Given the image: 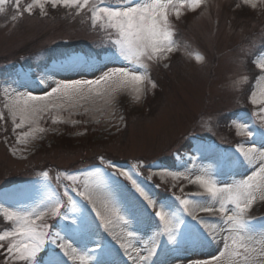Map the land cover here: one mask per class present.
Instances as JSON below:
<instances>
[{"label":"rangeland","instance_id":"374dc122","mask_svg":"<svg viewBox=\"0 0 264 264\" xmlns=\"http://www.w3.org/2000/svg\"><path fill=\"white\" fill-rule=\"evenodd\" d=\"M32 2L33 0H20L22 16L15 9L16 0H7L3 5L4 11L0 12V79L13 80V85L0 91V113L3 114V119L0 120V204L8 203L11 207L25 205L27 208L28 202H35L37 192L43 191L46 184L50 183L59 193L56 179L58 173L95 170L97 166L93 163L101 164V157L122 169H130L139 163L140 167L136 168L139 176L136 178L149 189L155 199L157 189V193L163 196L171 193L170 198L159 194L156 199L158 203L173 201L175 196L185 198L189 193L202 191L197 185L190 184L183 178L187 170L190 171L187 175H192L205 169L215 172L219 166L225 173L223 178L231 182L233 177L227 175L229 169L221 157L232 154L240 144L248 146L250 143L246 136L237 134L234 121H246L257 128L260 127L259 118L251 113L259 109L251 104V93L246 95L245 90L253 78V90L264 88V74L260 73L254 62L257 51L264 44V4H258L257 8L253 9L243 5L241 0H204L202 6L195 11L182 9L179 19L174 14L170 15L169 19L175 30L174 39L180 47L178 51L171 53L167 60L149 63L150 79L156 87L153 89L149 84L141 102H135L130 93H121L115 105H108L98 98L95 101H81L82 106L44 113L39 126L46 131L38 133L36 140L24 145L17 143V136L27 132L29 127L13 131L11 113L5 107L8 102L5 89L10 95H14V92L25 84L33 91H41V81L45 83L56 72H61L60 76L72 75V80H67L70 82L78 78L94 80L98 77L95 72L99 70L105 72L114 67H130L126 61L114 57L115 49L109 55L103 56L102 60L91 53L96 46L90 50V43L97 40L96 45H99V41L110 37V33L114 39L115 33L110 29L102 30L99 24L93 28L88 8L77 14L75 8H53L49 4L46 6L47 15L42 14L38 7L29 14L24 9ZM93 2L96 0H90V4ZM14 15L17 16L16 20L12 19ZM73 43L82 44L83 49L90 54V57L83 54L72 56L83 61L78 67L61 69L56 65L51 70L31 74L29 71L22 72L21 68H17L16 72L12 70V62L17 58L22 59L25 66L34 65L38 66L37 69L41 68L42 63L34 55L37 51L48 47L57 49ZM195 52L205 57L203 63H198L190 55ZM29 56L30 60H26ZM260 56H264V53ZM251 64L259 71L257 76L255 72L250 71ZM243 76L248 77V82L239 88L234 87L233 82ZM243 95H246V99ZM235 110L239 112L236 118L232 116L231 121L230 118H225L226 114ZM57 115L66 122L53 123L52 118ZM16 122L19 123V120ZM189 135L194 136L191 141L193 147L185 151ZM171 158L174 159V171L183 168L184 174L181 173L179 179L160 175L166 166L160 160ZM100 168L106 173L115 171L114 168L104 165ZM44 171L49 173V180L42 177ZM249 171L247 168H239L233 169L232 173L237 179V176ZM116 179L132 190L130 181L122 176H117ZM59 186L63 192V185ZM126 188L110 194L109 199L105 201L109 209L115 206L120 209L121 214H126L125 209L129 207L130 201H134L138 206L136 199L132 200L131 194L134 190L130 193ZM49 195L50 191L45 200ZM70 195L77 202L82 199L74 192ZM64 199L65 207L61 211L74 218L77 214L71 213L67 197ZM258 203L249 214L252 218L264 217V205ZM176 204L179 207L178 201ZM97 207L100 211L105 210L100 203ZM89 209L91 210L90 205ZM146 211L151 219L133 220L128 217L129 222H134L141 229L148 231L149 236L151 234L153 239L149 248L153 243L159 245L156 255L143 261L149 262L148 264H160L163 261H171L172 264L177 261L176 264H180L185 261L187 264L195 255L201 258L206 256V249H203L198 252H175V257L168 258L167 234H162L161 230L157 229L158 218L155 217V210L146 208ZM197 215L216 219L208 213L201 212ZM57 221L58 218H49L47 223L55 226ZM119 223L114 221V224ZM10 228L11 224H4L0 226V232ZM61 237L62 242L76 249L83 246L87 250H93L89 253V256H92L88 257L89 264H98L101 260L104 264L109 263L110 255L105 249L106 245L94 243L87 238L70 240V236L63 232ZM0 243L4 244V249H0V264H13L10 258L6 259L8 242ZM50 248L51 245L46 246L38 259L42 253H48ZM55 251L66 264H77L76 260L63 257L60 249ZM47 260L48 255L41 264H47ZM15 264L24 262L17 261Z\"/></svg>","mask_w":264,"mask_h":264},{"label":"snow or ice","instance_id":"6c2138e0","mask_svg":"<svg viewBox=\"0 0 264 264\" xmlns=\"http://www.w3.org/2000/svg\"><path fill=\"white\" fill-rule=\"evenodd\" d=\"M6 2L7 0H0V12L4 11L3 5ZM203 2L204 0H128L119 7L109 6L103 0H96L91 4L90 0H33L29 3L24 9L29 14L38 7L42 14L47 15L46 6L49 4L53 8H75L77 14L88 8L91 12L92 27L95 28L99 24L102 30L110 29L115 33V38L110 39L115 49L114 57L126 61L130 67H114L94 80L58 82L42 96L30 92L10 95L5 89V96L8 98L5 107L11 113L13 131L29 127L27 132L17 136V143L27 145L38 138V133L45 132L46 129L39 126V121L43 118L42 114L53 110L82 106L81 101H95L98 98L108 105H115L121 93H130L135 102H141L148 85L151 84L153 89L156 87L150 79L149 63L167 60L171 53L179 50L180 46L174 39L175 30L169 19L170 15L174 14L179 19L182 9L195 11ZM241 2L253 9L257 8L258 4H264V0ZM15 9L20 13V0H16ZM22 14L20 13L21 16ZM12 19L16 20L17 16L14 15ZM190 55L198 63L205 61V57L199 52ZM254 62L264 74V56L256 57ZM81 63L83 61L80 58L69 57L60 68L78 67ZM247 82L248 77L243 76L235 80L233 86L239 88ZM249 99L251 104L259 109L253 115L259 118L260 127L257 128L246 121H234L237 134L246 136L250 143L248 146L240 144L232 154L221 157L229 169L227 175L233 177L231 182L223 178L225 173L219 166L215 172L201 170L192 175H184L183 178L190 184L197 185L202 191L189 193L185 198L175 196L173 201L158 203L146 186L136 178L139 176L136 171V168L140 167L139 163L130 169H122L101 157L102 165L115 169L114 172L107 173V179H104L105 173L99 166L95 170L78 173H59L56 177L58 183L62 180L69 181L63 185L62 193H57L49 183L47 187L50 195L42 205L34 208L22 206L18 209L8 206L0 210V214L11 224L9 230L0 232V242H8L6 259L10 258L13 264L17 261L24 264H41L39 254L46 246L51 245L47 253V264H65L64 259L55 251L57 248L63 252V257L79 260L80 264H89L86 256L78 255L76 248L62 242V232L66 235H93L98 227L96 218H99L106 231H110V225L114 226V221L127 224L129 216L133 220L151 219L146 211V208H151L155 210V217L158 218L156 227L162 234H167L169 243L174 246L171 249L173 252H198L223 241L216 255L211 258L194 257L191 264H264V217L257 219L249 216L258 202L264 205V88L252 90ZM2 119L3 114L0 113V120ZM17 119L19 123L16 122ZM52 122L66 121L57 115L52 118ZM15 154L14 149L13 155ZM239 168H247L250 171L235 179L232 170ZM41 175L45 180L50 179L47 171ZM160 175L180 178L176 171L163 170ZM117 176L130 181L134 189L132 199H137L135 194H138V197L146 202V206H137L130 201L129 207L125 209L126 214H121L120 209L115 206L111 209L107 207L105 201L109 199L110 194L125 188L116 179ZM70 192H74L86 203L78 204ZM64 197H67L71 211L77 214L74 218L61 211L65 207ZM176 201L179 202V207ZM98 203L105 209L104 212L98 209ZM93 212L95 217L92 216ZM201 212L216 219L198 218L197 214ZM185 217L191 218L195 224L186 223ZM49 218L59 219L53 226L47 223ZM62 221L68 223H61ZM127 235L131 237L134 233L130 231ZM120 247L127 253L131 245L121 243ZM158 247V244L153 243L148 249V256H155ZM0 249H4L3 243H0ZM143 259L147 260L148 257ZM98 264L104 262L101 260Z\"/></svg>","mask_w":264,"mask_h":264},{"label":"bare ground","instance_id":"6f19581e","mask_svg":"<svg viewBox=\"0 0 264 264\" xmlns=\"http://www.w3.org/2000/svg\"><path fill=\"white\" fill-rule=\"evenodd\" d=\"M109 71V70H108ZM104 72H100L99 74H98V77L100 76V75H102ZM97 77V78H98ZM97 78H95V79H97ZM81 78H78V79H76V80H80ZM58 82H64V81H55L53 84H52V86L49 88V90L48 91H50L51 90V88L52 87H55V85L58 83ZM66 82H68V81H66ZM22 93H27V92H23V91H21ZM42 95H44V94H41V95H37V96H42ZM236 155H238V153L236 154ZM102 170V169H101ZM103 171V170H102ZM104 172V171H103ZM188 173H186V175H187ZM106 177V175H104V178ZM48 185L46 184L45 185V187H44V190L43 191H38L37 192V200L35 201V202H29V205L27 206V208H34V207H36L37 205H39L40 203H43L44 201H46L45 200V197L49 194V188L47 187ZM142 199V198H141ZM143 201V200H142ZM145 202V201H144ZM145 204H146V202H145ZM5 205V208H7L9 205H8V203H5L4 204ZM13 208V207H12ZM16 209H18V208H21V207H15ZM97 223V222H96ZM190 223H192V224H195L194 222H190ZM99 227H97V229L96 230H99L98 229ZM84 238H87V239H90V238H92V240H95V241H98V239H99V235L98 234H93V235H89V236H82V235H80V239L82 240V239H84ZM139 243H141L142 245V248H138V247H141L140 245H139ZM223 243V242H222ZM222 245V244H221ZM131 246L133 247V250H135V252L134 253H136V254H134L133 252L132 253H130L129 255L131 256V257H133V259L131 260V261H129V263H128V261H127V263L126 264H143L142 262H140V259H141V255H142V252L143 251H147V249H148V241H146V239H142V241H134V240H132V242H131ZM222 247V246H221ZM221 247L219 248V250L221 249ZM218 250V251H219ZM218 251L215 253V255L218 253ZM89 251L86 249V248H84L83 246H79V248H77V254L78 255H84V256H86L87 258L88 257H92V256H89ZM209 254H212V249H210V253ZM139 257L138 258V262H133V261H136V257ZM125 257H128V255H125ZM194 257H199L198 255H195V256H193V258ZM192 258V259H193ZM77 262H78V264H80V262H79V260H77ZM180 264H186V262H182V263H180ZM187 264H191V262H188Z\"/></svg>","mask_w":264,"mask_h":264}]
</instances>
